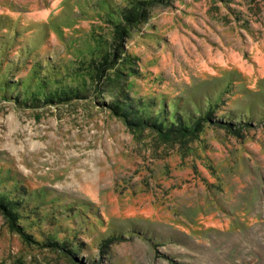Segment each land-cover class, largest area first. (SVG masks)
<instances>
[{
  "label": "rangeland",
  "instance_id": "obj_1",
  "mask_svg": "<svg viewBox=\"0 0 264 264\" xmlns=\"http://www.w3.org/2000/svg\"><path fill=\"white\" fill-rule=\"evenodd\" d=\"M133 1L0 0V264H264V0L157 2L119 94L83 65Z\"/></svg>",
  "mask_w": 264,
  "mask_h": 264
},
{
  "label": "trees",
  "instance_id": "obj_2",
  "mask_svg": "<svg viewBox=\"0 0 264 264\" xmlns=\"http://www.w3.org/2000/svg\"><path fill=\"white\" fill-rule=\"evenodd\" d=\"M161 1L162 0H134L129 4V6L123 7L121 11V21L118 24H115L113 27L111 50L102 53L100 58L101 60H90L86 64L82 61V64L84 63L83 66H88L90 68L89 70L91 74L89 75V80H94L95 84L105 83L106 86L118 87V89L120 90L119 94H121V92H124L129 86L131 87V85L129 83L127 84V82L126 85L122 84L123 79L120 80L121 75L128 74V71L131 70L130 56L125 55L123 42L127 38L130 29L135 27L140 22H145L149 17V9L153 7L157 2ZM32 70L36 71V68H33ZM58 71L59 70L54 71V73L57 75ZM55 76H50L52 77V79H54L53 83H60L59 81H57V77ZM48 78L49 76H46L47 80ZM33 81H35L36 87L43 88V86L46 85V80L40 79L39 77H36ZM0 87L3 93L6 90L5 88H7V83H5L3 80V82L0 83ZM33 89H27L24 97L22 96L23 99H25L23 100L24 103L26 101L32 102L36 99H40L41 101L38 100L40 102L48 103L49 101H55L56 98L66 100V98L69 99L76 95L72 92L67 93L60 88L55 89L52 92H35V90ZM4 97L5 95L2 94L0 98L4 99ZM120 99L121 101H124L121 97ZM118 103L124 106L123 102L114 101V103L112 104L113 107L114 105H118ZM121 108L123 109L122 114L116 115H118L129 128H137L139 130H143L146 127H151L152 125L153 127H155L153 128V130L157 132V134L161 137H176V135H178L180 138L188 134H192L201 121V119L196 120L194 122L195 126L189 127L183 124L184 122L183 120H180V118H178L179 116L174 117L175 120L169 119L165 116V118L162 119V123L150 124L147 119L143 118L144 116L142 115V112L129 117L128 112L125 111L126 107L124 106ZM14 210L17 211L15 202H12V200H9L6 196L0 194V211L4 215H7L10 220H12L13 216H15V214L13 215V213L15 212Z\"/></svg>",
  "mask_w": 264,
  "mask_h": 264
}]
</instances>
